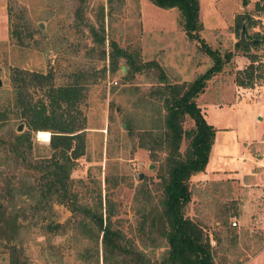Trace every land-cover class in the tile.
<instances>
[{"label":"rangeland","instance_id":"rangeland-1","mask_svg":"<svg viewBox=\"0 0 264 264\" xmlns=\"http://www.w3.org/2000/svg\"><path fill=\"white\" fill-rule=\"evenodd\" d=\"M199 1L201 38L221 57H233L197 100L216 133L205 174L190 181L192 200L185 217L209 237L217 264H264V10L257 6L263 7L264 0H247V5L244 0ZM102 17L105 45L91 35L92 28L103 34ZM181 19L179 10L159 8L150 0H0V140L7 144L14 141L13 133H31L40 145L35 157H53L52 133L41 141L22 118L19 81L26 82V99L44 104L48 117L54 115L49 87L77 84L83 99L74 115L85 128L86 144L73 170L79 203L97 209L102 200L104 215L111 209L115 228L153 264L168 250L149 227L161 213L160 176L167 156L154 143L165 131L167 114L162 71L155 63L166 82L175 85L195 81L214 64L186 35ZM243 30L247 41H259L245 46L248 50L237 46ZM16 31L32 36L20 45ZM112 41L131 55L133 66L121 60L113 71ZM252 60L257 61L253 85L240 87L238 72ZM235 84L241 101L231 89ZM183 127L192 129L194 121L187 117ZM9 148H0V204L18 213L21 224L13 243L0 237V264H105L97 228L82 225V215L39 197L9 200L7 185L19 188L23 177L15 174ZM187 148L184 139L181 152ZM30 182L36 183L35 177Z\"/></svg>","mask_w":264,"mask_h":264},{"label":"trees","instance_id":"trees-1","mask_svg":"<svg viewBox=\"0 0 264 264\" xmlns=\"http://www.w3.org/2000/svg\"><path fill=\"white\" fill-rule=\"evenodd\" d=\"M150 1L159 8L179 10L186 35L201 44L202 49L214 60V64L195 81L175 85L166 82L167 75L157 65L158 63H155L162 71L161 84L165 85L161 86L163 88L161 96L167 114L164 120L165 131L161 137L154 140V143L160 150H166L167 156L160 176L163 188L161 213L152 218L153 223L149 227L168 244V250L162 255V261L159 264H217L211 240L199 224L185 217V209L192 200L190 181L193 176L206 171L216 133L215 128L208 124L197 100L205 93L209 81L222 71L224 64L231 61L233 55L227 54L224 58L221 57L218 51L211 49L201 38L204 27L200 21L199 0ZM257 6L259 11L264 10V6L260 7L259 4ZM101 21L100 29L103 34H99L96 28H92L91 35L96 39V43L105 45V17H102ZM30 34L23 35L20 31L14 33L20 45L26 44L28 36H32ZM111 45L112 52L109 59L114 72L117 71V64L121 60H125L130 67L134 65L127 51L119 49L114 41ZM237 46L241 47L238 43ZM242 49L249 48L242 47ZM256 62L252 60L246 70L238 72L239 86L253 85ZM151 64L153 63H147L146 66ZM245 79H248V83L244 81ZM19 84L21 90L18 94L23 111L22 118L27 120L29 127L36 134L52 133L48 145L54 153L50 158L35 157V146L40 145L38 141H34L31 133H13L11 137L14 141L7 144L6 141L0 140V148L10 147V160L18 168L15 174L23 175L19 180V188L11 185L12 183L7 185L5 193L9 200H15L17 196H27L29 199L39 197L43 202H57L66 206L76 216L82 215L84 217L82 225L86 227L93 225L97 228V246L99 247L101 240L105 264H153L144 252L135 248L132 240L128 239L123 231L115 228L112 221L113 211L107 209L108 214L104 215L102 200L97 209L85 206L79 203L74 191L73 170L77 160L85 155L86 150L83 136L85 128L78 126L79 116L74 115L75 112H79L78 105L83 99L82 89L77 84L62 87L50 86L48 97L54 115L48 117L45 114L44 104L34 105L32 101L26 99L23 93L26 82L23 78ZM59 111H63L61 116L55 117ZM1 117L0 115V121H2ZM187 117L194 121V127L190 130H185L183 127ZM184 139L188 141V148L185 153H182L181 145ZM11 177L10 181H13V175ZM34 177L36 183L33 184L30 181ZM6 209L0 204V237L4 241L7 240V244H11L19 233L21 223H19L18 213L13 215V211L7 212ZM9 225L11 228L8 227ZM146 226L143 225V228L145 229ZM89 231L94 232L91 229Z\"/></svg>","mask_w":264,"mask_h":264},{"label":"water","instance_id":"water-1","mask_svg":"<svg viewBox=\"0 0 264 264\" xmlns=\"http://www.w3.org/2000/svg\"><path fill=\"white\" fill-rule=\"evenodd\" d=\"M244 5H247V0H244ZM41 28H43V26L41 27ZM245 30H243V32H242V35H241V39L239 40V44L241 45V46H243V47H245V46H250V45H252V44H255V42L253 41H251V42H249V41H247V39H246V35H245ZM124 69V71H126V68H123ZM0 85H1V81H0ZM23 129V126H20L19 127V131H21Z\"/></svg>","mask_w":264,"mask_h":264},{"label":"crops","instance_id":"crops-1","mask_svg":"<svg viewBox=\"0 0 264 264\" xmlns=\"http://www.w3.org/2000/svg\"><path fill=\"white\" fill-rule=\"evenodd\" d=\"M242 70V69H241ZM235 86H236V88H234L233 86L231 87V89L234 91V93H235V95L237 96V98H239V100L241 101V99H240V97H239V93H240V91L238 92V85H236L235 84ZM241 87V86H240ZM236 89V90H235ZM261 103H264V102H261ZM251 104V103H250ZM262 124V122L261 123H259V126ZM227 129V128H226ZM262 138H264V128L262 129ZM261 138V137H260ZM205 174V172L204 173H201V174H198L197 176H201V175H204ZM216 181H222V179H218V180H216ZM224 181H226L225 179H224ZM209 225H212V224H209ZM217 225H219L218 223H217Z\"/></svg>","mask_w":264,"mask_h":264},{"label":"bare ground","instance_id":"bare-ground-1","mask_svg":"<svg viewBox=\"0 0 264 264\" xmlns=\"http://www.w3.org/2000/svg\"><path fill=\"white\" fill-rule=\"evenodd\" d=\"M49 133L48 132H39V139L41 141H47V140H50L49 139Z\"/></svg>","mask_w":264,"mask_h":264},{"label":"built area","instance_id":"built-area-1","mask_svg":"<svg viewBox=\"0 0 264 264\" xmlns=\"http://www.w3.org/2000/svg\"><path fill=\"white\" fill-rule=\"evenodd\" d=\"M233 226H234V227H236V226H237V223H236V222H234V223H233Z\"/></svg>","mask_w":264,"mask_h":264}]
</instances>
